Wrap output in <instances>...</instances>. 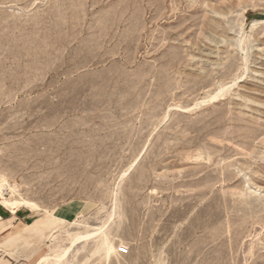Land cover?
I'll use <instances>...</instances> for the list:
<instances>
[{
  "label": "rangeland",
  "instance_id": "obj_1",
  "mask_svg": "<svg viewBox=\"0 0 264 264\" xmlns=\"http://www.w3.org/2000/svg\"><path fill=\"white\" fill-rule=\"evenodd\" d=\"M0 181L11 258L264 264V0H0Z\"/></svg>",
  "mask_w": 264,
  "mask_h": 264
},
{
  "label": "bare ground",
  "instance_id": "obj_2",
  "mask_svg": "<svg viewBox=\"0 0 264 264\" xmlns=\"http://www.w3.org/2000/svg\"><path fill=\"white\" fill-rule=\"evenodd\" d=\"M231 88H232V86L221 88L214 96L211 97L210 101H214V100H217V99L221 98L225 93L229 92L231 90ZM245 103H248V102L245 101ZM252 104L254 105L255 108H260V107L262 108L263 107L262 105H259V103H257V102H254ZM255 108H250V110L252 112H255V113L261 112V111H259L258 109H255ZM9 190L12 192V196H15V198H13V199H7L6 198V196H5L6 190L3 189L2 181H0V206L6 212L14 214L20 208L30 209L33 212H38V211L42 210V207H41L40 204H38V203H36L34 201H31L29 199L16 197L17 195H16V193L13 190L12 187H10ZM0 213H1V210H0ZM53 218L54 219H52V220L58 221L59 224H65V223L73 224L71 221L68 220L67 216H65V215L64 216L53 215ZM112 219H114V216H112L110 218V220H112ZM51 231L50 230L47 231L48 234H50ZM48 234L47 233H43L40 236V241L47 239L48 238ZM104 234H105V228L101 227V228H98L95 232H92V233L70 235L67 238V240L69 241L67 246L54 248L51 251L50 254L44 256L40 260L39 264H63L69 258V256L73 253V251L75 250V248L79 244L84 243V242H88V241H90V240H92V239H94V238H96L98 236L104 235ZM104 245L105 246H110V243H108V241L105 240ZM111 251H113V250H111Z\"/></svg>",
  "mask_w": 264,
  "mask_h": 264
},
{
  "label": "crops",
  "instance_id": "obj_3",
  "mask_svg": "<svg viewBox=\"0 0 264 264\" xmlns=\"http://www.w3.org/2000/svg\"><path fill=\"white\" fill-rule=\"evenodd\" d=\"M0 210H1V213H0V216H1V218H0V231H1L0 236H3V234L7 233L13 227V223H14L15 217H11L9 219H5L6 216H7L6 215L7 212L2 207H0ZM16 213H14V214L11 213V214L15 215ZM36 213H39V212H36ZM35 223H37V222L33 221V222L29 223L28 225H26L23 230L13 233L5 241L4 245L14 246L22 238H26V239L32 238L31 241L33 239H37V240L40 241V236L48 230L45 227L49 226V224H51V223L55 224V225H53L54 227H52V229L57 226L55 220L47 222L44 225V227L40 226V225H36ZM15 224H16V227H18L21 224H23L22 218L18 216L16 218ZM14 254L16 255L15 258H11L10 256L7 255V253H5L4 251L0 250V264H32V262L34 260V257H35V256L34 257L31 256L29 259H26L25 253L23 252L22 248H20V250L15 249L14 250ZM34 255H37V252H35ZM43 256H41L35 262V264H39V262L43 258Z\"/></svg>",
  "mask_w": 264,
  "mask_h": 264
},
{
  "label": "built area",
  "instance_id": "obj_4",
  "mask_svg": "<svg viewBox=\"0 0 264 264\" xmlns=\"http://www.w3.org/2000/svg\"><path fill=\"white\" fill-rule=\"evenodd\" d=\"M120 253L123 255H125V254H127L128 253V250L127 249H125V248H121L120 249Z\"/></svg>",
  "mask_w": 264,
  "mask_h": 264
}]
</instances>
